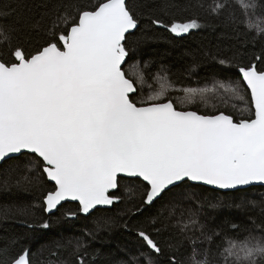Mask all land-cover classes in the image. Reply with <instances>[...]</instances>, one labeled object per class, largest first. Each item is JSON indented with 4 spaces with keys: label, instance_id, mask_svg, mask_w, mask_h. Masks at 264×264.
I'll use <instances>...</instances> for the list:
<instances>
[{
    "label": "snow or ice",
    "instance_id": "1",
    "mask_svg": "<svg viewBox=\"0 0 264 264\" xmlns=\"http://www.w3.org/2000/svg\"><path fill=\"white\" fill-rule=\"evenodd\" d=\"M238 6L244 15L239 24L255 32L253 42L264 37V17L256 15L264 5L238 0ZM37 7L44 9L39 19L27 5L0 0V21H11L0 23V192L50 182L43 211L54 214L65 202H76L75 211L63 213L69 219L123 204L121 226L128 231L135 218L154 212L134 226L142 250L130 264H264V222L251 221L259 236H228L222 229L207 232L191 209L187 216L176 214L186 201L200 209L223 206L188 189L245 192L264 186V49L247 64L237 56L212 57L235 68L238 79L176 87L179 81L161 68L153 76L159 88L145 93L149 62L142 69L135 53L154 39L151 29L184 37L203 27L194 11L205 7L202 0L183 8L171 0H57ZM229 8L228 0L207 5L210 15L235 25ZM177 11L192 14L177 19ZM246 206L264 215V201L235 205ZM30 215L24 207L0 208V220L50 227L47 220L29 222ZM111 224V218L98 217L85 236L95 239ZM228 228L242 231L236 223ZM166 232L175 242L159 239ZM214 238L222 243L210 255L202 246ZM184 241L192 250L179 258ZM66 248L74 264H89L83 239L57 244L44 264H69L60 255ZM0 264H34L31 249L10 237L0 244Z\"/></svg>",
    "mask_w": 264,
    "mask_h": 264
},
{
    "label": "trees",
    "instance_id": "2",
    "mask_svg": "<svg viewBox=\"0 0 264 264\" xmlns=\"http://www.w3.org/2000/svg\"><path fill=\"white\" fill-rule=\"evenodd\" d=\"M15 2L27 5L33 9L36 19L44 11L42 7H37L47 3L49 7L57 3V0H15ZM178 8H183L191 3V0H171ZM204 8L195 9V14L199 16L203 27L187 34L184 37H175L174 35L162 30L151 29L150 34L154 39L143 43L134 55V60H139L141 68L147 61L149 67L143 69L145 74L144 92L148 93L159 88V84L153 79V76L161 72V68L167 71L169 80L179 81L175 83L176 87L181 86H203L213 77L223 79L229 77L238 79L236 69H226L216 63L212 57L231 58L237 56L242 63L247 64L252 53H260L264 49V37L258 38L253 42L255 32H246L239 21L244 19V15L238 6V0H228L229 11L234 12L237 23L235 25H226L223 17L210 15L207 11V5L211 0H202ZM258 3L264 5V0H258ZM192 13L177 11V19H185ZM256 15L264 17V7L256 9ZM0 23H11L0 21ZM21 27V25H16ZM172 95H181L172 93ZM213 103L217 101L212 99ZM239 103V102H238ZM6 167V166H5ZM51 189L50 182H43L38 189H12L8 192H0V208L24 207L30 210V217L27 219L31 223H40L44 220L49 222L48 229L28 228L21 222L23 218L11 220H0V244L10 237H18L20 247L31 249L34 264H44L49 258L50 252L55 249L57 244L67 245L68 241L83 239L88 243L89 264H130V257L137 256L142 250L141 242L135 235V224L142 223L145 217L154 214V212L145 213L144 217L134 219L133 231L125 230L121 225L123 223V214L121 209L123 204L114 205L111 211L98 212L95 216H84L79 214L75 218H66L63 213L69 210L75 211L77 204L66 203L63 208L54 214L43 211V194ZM194 192L196 197L205 202H222L223 206L218 209L204 207L200 209L192 201H186L182 207L177 208L176 214L179 216L181 211L187 212L189 209L195 213L200 221L204 223L207 232L212 230H223L228 236L239 235L246 236L249 231L254 235H261L260 230L256 229L251 221L256 224L264 222V215L259 208L243 207L237 208L235 205L242 201L255 200L264 201V187L249 188L245 192H221L206 187H196L188 189ZM111 218L112 224L110 230H102L96 233V238L89 240L85 232L92 231L95 228L98 217ZM229 223L240 225L242 231L234 233L228 228ZM196 235H199L197 232ZM159 239L161 241L175 242L169 233H163ZM222 243L214 238L211 246L205 243L203 248H210V255L216 252V245ZM19 248L17 249V251ZM192 245L184 241L180 246L179 258L189 255ZM201 248L198 246L197 251ZM70 248L63 250L60 255L63 259L69 260V264H74V258L69 259ZM96 256L95 261L90 257ZM199 255L196 259H201ZM164 260L165 257H161Z\"/></svg>",
    "mask_w": 264,
    "mask_h": 264
},
{
    "label": "water",
    "instance_id": "3",
    "mask_svg": "<svg viewBox=\"0 0 264 264\" xmlns=\"http://www.w3.org/2000/svg\"><path fill=\"white\" fill-rule=\"evenodd\" d=\"M204 187H207V188H210V189H212L210 186H204ZM253 187H264V186H260V185H255V186H250L249 188H253ZM215 190V189H214ZM219 191H221V190H219ZM222 192H225V191H222ZM233 192H235V191H233ZM66 203H75V204H77L76 202H65L64 204H66ZM85 216V215H84ZM89 216V215H88Z\"/></svg>",
    "mask_w": 264,
    "mask_h": 264
},
{
    "label": "bare ground",
    "instance_id": "4",
    "mask_svg": "<svg viewBox=\"0 0 264 264\" xmlns=\"http://www.w3.org/2000/svg\"><path fill=\"white\" fill-rule=\"evenodd\" d=\"M202 187H204V186H202ZM207 188V187H206ZM253 188H255V187H253ZM214 190V189H213ZM217 191H219V190H217ZM222 192V191H221ZM235 192H237V191H235ZM83 215V214H82Z\"/></svg>",
    "mask_w": 264,
    "mask_h": 264
}]
</instances>
